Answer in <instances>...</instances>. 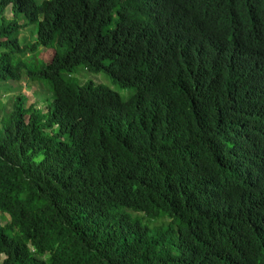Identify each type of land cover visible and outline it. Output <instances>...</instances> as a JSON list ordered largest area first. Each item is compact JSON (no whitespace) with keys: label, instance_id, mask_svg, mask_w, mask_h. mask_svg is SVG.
Listing matches in <instances>:
<instances>
[{"label":"trees","instance_id":"16d2710c","mask_svg":"<svg viewBox=\"0 0 264 264\" xmlns=\"http://www.w3.org/2000/svg\"><path fill=\"white\" fill-rule=\"evenodd\" d=\"M0 256L264 264V0H0Z\"/></svg>","mask_w":264,"mask_h":264},{"label":"rangeland","instance_id":"374dc122","mask_svg":"<svg viewBox=\"0 0 264 264\" xmlns=\"http://www.w3.org/2000/svg\"><path fill=\"white\" fill-rule=\"evenodd\" d=\"M5 16L7 18L11 17L9 8L5 11ZM35 34V27H31ZM34 36L30 35V30H24L20 33V39H23L26 43L33 40ZM34 42V41H33ZM52 57L51 50H41L36 54V59L47 62ZM78 71L82 72V74L87 75L86 80H91L94 83L102 84L109 89L116 92L121 99L126 100L128 99L133 93V90L130 89H121L117 85H115L111 79L105 73H97V74H87L83 71L82 68H79ZM80 82H85L84 77H80ZM11 88L14 94H23L26 96L27 105L34 104L38 109H45L47 106V102L43 97V89L39 87L34 82L30 81L27 77L21 76L16 81L11 82ZM3 256H0V263L3 260Z\"/></svg>","mask_w":264,"mask_h":264}]
</instances>
